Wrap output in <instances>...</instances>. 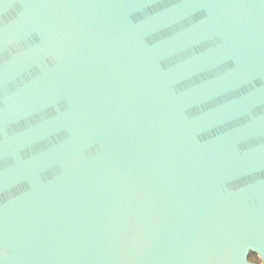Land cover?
I'll list each match as a JSON object with an SVG mask.
<instances>
[{"label": "water", "instance_id": "1", "mask_svg": "<svg viewBox=\"0 0 264 264\" xmlns=\"http://www.w3.org/2000/svg\"><path fill=\"white\" fill-rule=\"evenodd\" d=\"M0 264H264V0H0Z\"/></svg>", "mask_w": 264, "mask_h": 264}, {"label": "trees", "instance_id": "2", "mask_svg": "<svg viewBox=\"0 0 264 264\" xmlns=\"http://www.w3.org/2000/svg\"><path fill=\"white\" fill-rule=\"evenodd\" d=\"M249 260L254 261L256 263H259L260 262L259 258L255 254H253V253H251L249 255Z\"/></svg>", "mask_w": 264, "mask_h": 264}]
</instances>
